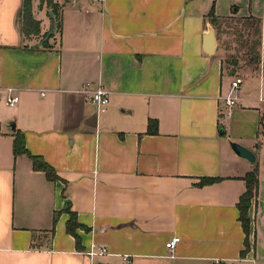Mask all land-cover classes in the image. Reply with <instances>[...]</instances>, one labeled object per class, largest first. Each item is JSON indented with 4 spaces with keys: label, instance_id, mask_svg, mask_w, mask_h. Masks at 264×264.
<instances>
[{
    "label": "crops",
    "instance_id": "0c3cea01",
    "mask_svg": "<svg viewBox=\"0 0 264 264\" xmlns=\"http://www.w3.org/2000/svg\"><path fill=\"white\" fill-rule=\"evenodd\" d=\"M22 1L0 0V264H264V95L246 97V108L237 106L241 97L223 117L233 70L225 71L216 50L202 48L212 7L218 17L263 22L264 6L55 0L60 29L48 47L31 48L51 30L52 15L45 0H32L40 34L26 38ZM98 85L109 98L101 114L91 99ZM8 94L18 97L14 105ZM150 119L155 133H145ZM16 130L60 179H47L27 155L13 153ZM230 141L255 160L235 154ZM254 168L258 194L242 257L237 202L242 177ZM201 177L220 179L195 185ZM68 202L88 228L76 230L80 248L65 230ZM173 237L179 240L169 251ZM91 242L108 253L90 261L84 251Z\"/></svg>",
    "mask_w": 264,
    "mask_h": 264
},
{
    "label": "trees",
    "instance_id": "16d2710c",
    "mask_svg": "<svg viewBox=\"0 0 264 264\" xmlns=\"http://www.w3.org/2000/svg\"><path fill=\"white\" fill-rule=\"evenodd\" d=\"M31 1L32 0H23L21 8L18 12L21 32L26 38H29L30 36L38 37L40 34V22L33 17ZM45 3L51 11L53 25L56 27V31H58L60 29V6L55 0H45ZM236 17L237 16L233 15L218 17L215 15L213 7L206 14L208 22H210V24L215 28L219 20H231V22H229L227 26L231 27L233 30L229 33H233L234 35H236V42L239 44V48L237 50L242 49V53L239 55L230 54L226 59L222 58L223 68H225V62H229L231 67L226 71L233 70L235 73H237L236 67L238 65V58H241L244 61V67L256 70L261 63L262 20L252 15L246 17ZM231 23L234 24L231 25ZM45 35H47V33L42 35V38ZM51 36H53V33L50 34L48 36V39L42 43L43 47H48L49 38ZM155 132H157V122L150 119L147 122V129L145 133ZM13 153L15 155H27L31 161L32 168L34 170L43 171L47 179L51 181L60 179L56 174L54 168L51 167L47 162H45L41 156L31 154L27 150L23 133L20 130H16L13 133ZM219 179V177H201L195 185L203 186L213 183ZM242 179L245 184V190L239 197L237 208L239 211L238 219L244 233V247L241 250L240 254L242 257H244L250 250L249 234L251 220L248 215V210L251 205L252 199L256 198L258 194L259 179L257 169L254 168L253 170L248 171L242 177ZM62 211L68 214V219L65 223V230L75 238V244L78 248H80V237L76 233V230L83 229L87 231L88 228L78 222L76 212H74L70 208V202L67 203V206ZM55 221L56 215L53 217V224L55 223Z\"/></svg>",
    "mask_w": 264,
    "mask_h": 264
},
{
    "label": "rangeland",
    "instance_id": "374dc122",
    "mask_svg": "<svg viewBox=\"0 0 264 264\" xmlns=\"http://www.w3.org/2000/svg\"><path fill=\"white\" fill-rule=\"evenodd\" d=\"M252 3L255 5L256 12H261L264 6V0H252ZM237 18V17H236ZM231 20L223 21L219 20L218 24L216 25L215 35L217 40V48L216 53L222 56L223 59H226L230 54L239 55L242 53V49L237 50L239 48V44L236 42V35L232 32V28L228 27V23ZM234 23H231L233 25ZM262 67L255 69H248L244 64V61L241 58H238V65L236 67L237 74H239L243 78V86L240 87L238 92H235L234 95H237L239 99H242L237 103V106L246 108V105H250L251 103L245 101L246 97L252 98L250 101L256 102L254 98L258 97V94L261 91V94L264 95V20L262 22ZM230 63L225 62V71L229 70ZM259 70V71H258ZM249 72V73H248ZM250 72H252L250 74ZM256 72V73H253ZM254 75V76H253ZM259 80L261 85L259 86ZM238 101V100H237ZM107 107V106H106ZM260 110V116H263V123H264V103H260L258 105ZM104 111L100 112L103 113ZM263 113V114H262ZM248 115H246L247 117ZM257 123H259V117H257Z\"/></svg>",
    "mask_w": 264,
    "mask_h": 264
},
{
    "label": "built area",
    "instance_id": "2783aa9c",
    "mask_svg": "<svg viewBox=\"0 0 264 264\" xmlns=\"http://www.w3.org/2000/svg\"><path fill=\"white\" fill-rule=\"evenodd\" d=\"M92 1L101 2L103 0H92ZM242 83H243V78L239 74L234 73L231 76V79L228 84L227 94L221 97V107H220L221 109H219V113L223 115V117L225 118L230 117L231 110L236 104L237 100L239 99L237 95H234V93L238 92ZM9 91L11 92V88H9ZM91 99L96 106V111L102 112L105 110L109 101L108 92L102 85H98L97 88L93 90ZM17 100L18 97L15 95L8 94L6 97V103L8 105H14L17 102ZM178 240L179 237H173L169 239L165 244L166 248L169 251H172L175 246V243ZM107 253H108L107 247L98 245L94 242H91L88 249L84 251V254L89 258L90 261L95 259L96 257L105 255Z\"/></svg>",
    "mask_w": 264,
    "mask_h": 264
},
{
    "label": "water",
    "instance_id": "95a60500",
    "mask_svg": "<svg viewBox=\"0 0 264 264\" xmlns=\"http://www.w3.org/2000/svg\"><path fill=\"white\" fill-rule=\"evenodd\" d=\"M49 14H51V11H49ZM55 29L56 27L53 25L51 30L47 33V35H45L40 41L36 42L35 44H31L30 47L35 48V47L41 46L42 43L48 39V36L52 34L53 32H55ZM202 48H203V51L207 54H212L217 48L215 30H214V27L210 24V22H207L206 30L203 33ZM234 73L235 72L232 71L231 76ZM6 126H10L12 130L15 129L13 121L7 122ZM229 145L231 149L233 150V152L237 154L238 156L243 157L250 162H253L255 160V156L253 152L249 150L248 148L244 147L243 145L235 141H230Z\"/></svg>",
    "mask_w": 264,
    "mask_h": 264
}]
</instances>
